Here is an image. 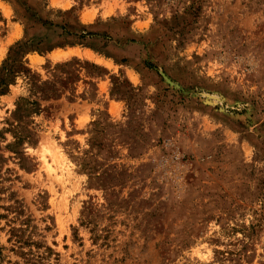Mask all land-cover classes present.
<instances>
[{"label": "rangeland", "instance_id": "rangeland-1", "mask_svg": "<svg viewBox=\"0 0 264 264\" xmlns=\"http://www.w3.org/2000/svg\"><path fill=\"white\" fill-rule=\"evenodd\" d=\"M26 1L103 52L0 95V264H264V0ZM27 23L0 0V66Z\"/></svg>", "mask_w": 264, "mask_h": 264}, {"label": "trees", "instance_id": "trees-1", "mask_svg": "<svg viewBox=\"0 0 264 264\" xmlns=\"http://www.w3.org/2000/svg\"><path fill=\"white\" fill-rule=\"evenodd\" d=\"M12 2L19 8V11L22 10L23 19L31 23L30 25L27 23L28 26L25 27V32L34 31V33L30 36L27 35L23 41L15 43L9 49L7 58L0 66V95L5 94L8 85L13 82L19 73L26 72L23 59L27 54L35 52L43 55L54 49L76 45H83L96 53L102 54L101 49H96L89 43L100 37V34L87 31L85 27L77 23L72 25L66 21L55 23L45 17L42 18L40 16V13H42L40 5H37L34 9L27 4L26 0H12ZM20 110L21 106L17 103L16 112L18 113ZM46 250L51 252L49 248Z\"/></svg>", "mask_w": 264, "mask_h": 264}]
</instances>
